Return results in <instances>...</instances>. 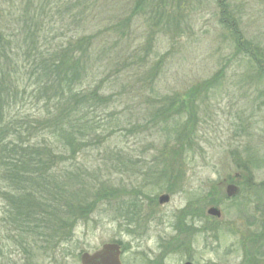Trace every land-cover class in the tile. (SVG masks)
I'll return each mask as SVG.
<instances>
[{"label":"rangeland","instance_id":"rangeland-1","mask_svg":"<svg viewBox=\"0 0 264 264\" xmlns=\"http://www.w3.org/2000/svg\"><path fill=\"white\" fill-rule=\"evenodd\" d=\"M135 2L97 0L88 10L98 71L80 89L103 98L102 108L85 113L96 137L84 154L63 152L55 162L56 169L84 165L82 216L60 230L39 214L14 228L0 195V264H80L83 253L110 243L121 246L123 264H264V0H154L123 31L110 30ZM64 3L0 0V30L13 36L39 12L52 46L77 39L84 19ZM30 102L19 117L45 115ZM158 108L163 116L154 123ZM236 175L240 194L224 207L215 239L201 231L204 221L185 222L188 205L200 201L206 215L211 199L224 195L219 184ZM69 180L62 192L71 199L77 182ZM162 194L170 201L160 206ZM129 205L140 211L134 219L124 217ZM241 214L248 229L240 239L227 223ZM178 234L187 244L174 245L191 252L168 245Z\"/></svg>","mask_w":264,"mask_h":264},{"label":"trees","instance_id":"trees-1","mask_svg":"<svg viewBox=\"0 0 264 264\" xmlns=\"http://www.w3.org/2000/svg\"><path fill=\"white\" fill-rule=\"evenodd\" d=\"M96 2L65 0L66 10H77L76 19H84V35L62 45L52 46L42 34L39 12L28 13L13 36L0 30V195L8 203L5 221L14 228L37 222L33 219L39 214L47 226L59 225L60 230L62 221L76 220L83 214L84 165L56 169L55 162L64 157L63 152L84 154L83 144L96 137V126L85 113L102 108L103 98L80 89L84 79L98 71L90 62L95 57L97 36L86 34L88 10ZM154 3L136 0L129 17L111 23L110 30L120 33L130 17L153 8ZM28 100L32 106H41L45 115L19 117ZM162 116L159 109L153 110L150 118L157 123ZM69 179L77 182L71 199L64 198L62 192L71 183ZM126 211V219L140 213L134 205Z\"/></svg>","mask_w":264,"mask_h":264},{"label":"flooded vegetation","instance_id":"flooded-vegetation-1","mask_svg":"<svg viewBox=\"0 0 264 264\" xmlns=\"http://www.w3.org/2000/svg\"><path fill=\"white\" fill-rule=\"evenodd\" d=\"M238 178H239L238 175H236L235 177L230 178L231 180L225 179L224 181H222L219 185L224 189V195L221 194L220 195L221 198H219V200L211 199V202L209 204L210 205L209 208H211V207H215L217 209L221 208L220 209V213H221V210H222V213H221L220 219L208 216L207 212H206L207 216L204 215V214L202 216L201 213L204 212L203 210L205 209L206 205H203L204 208H203V210H201L200 207H202V206L198 205L200 201L195 200L191 205L187 206L188 211L185 212V210H184L185 213L184 212H183L184 214L182 213L184 215L183 217L186 218L185 222H187V220L192 222V223H198L200 220L204 221L205 222L204 224L202 222H200L202 224L201 231L206 232L207 234H210L212 239H215V235L214 234H216V232H217L216 230L218 229V227H221V224L219 225L217 223H220V221H222L221 219L223 217V212H225V210H223V209H225L224 207H229L230 208L231 205H233V207H234L235 202L237 200L235 198H231V199L224 198L223 196H225V188L228 185H235L236 187H238V192H237V196H238L240 194V188H239L240 184L237 182ZM165 195H168L169 198H170L169 194H165ZM200 211H202V212H200ZM183 217H182V219H183ZM238 218L240 219V222L237 220ZM227 225L232 230V233H234L235 235H239L240 234V239L242 238V234L244 233V231L246 229H248L247 221L245 219V216L242 215V214L240 216H238L237 218H235V219H234V217L231 216V218H230L229 222L227 223ZM177 238H178V241H173L172 243L170 242L168 244V245L172 246L171 249H178V251L179 250L180 251L183 250V251H186V253L189 252V251L191 252L190 249H187V248L184 249V246L178 247V246L174 245L175 242L176 243L179 242V238L182 240V237H180L179 234H178ZM181 243L187 244V241L185 242V240H182ZM168 253H170V252H164L163 254L169 255ZM183 261L184 262H182V264H193V263H191L190 259L183 260ZM157 264H159V262H157Z\"/></svg>","mask_w":264,"mask_h":264},{"label":"water","instance_id":"water-1","mask_svg":"<svg viewBox=\"0 0 264 264\" xmlns=\"http://www.w3.org/2000/svg\"><path fill=\"white\" fill-rule=\"evenodd\" d=\"M234 185L226 187L227 198H233L237 195L238 189ZM169 201L167 195L159 198L158 203L164 205ZM208 215L220 219V211L216 208L207 210ZM101 248L92 254L84 253L79 258L80 264H121L120 262V247L116 244H104Z\"/></svg>","mask_w":264,"mask_h":264}]
</instances>
